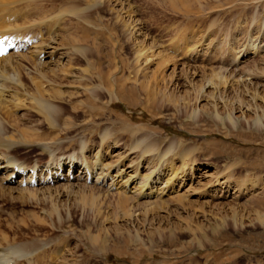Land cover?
<instances>
[{
  "label": "rangeland",
  "instance_id": "rangeland-1",
  "mask_svg": "<svg viewBox=\"0 0 264 264\" xmlns=\"http://www.w3.org/2000/svg\"><path fill=\"white\" fill-rule=\"evenodd\" d=\"M46 2L48 8L58 10L66 7L67 4V0ZM127 2L135 11L136 20L141 22V26L143 25L144 36L140 41L143 40L148 44L153 42L159 47L158 50L157 48L149 50L143 56L136 55L134 49L126 43L125 47L124 45L120 47V44L116 47V52L122 48L120 55L126 57L128 61L126 64L130 65L129 69H125L122 68V64H119L122 69L115 72L118 73L116 76L129 79L130 85L137 86L135 95L131 97L129 94L132 104L125 100V98L128 99L126 93L120 94L121 98L113 95L116 101L118 99L117 102L112 99V94L110 98H105V102L110 101L108 111H111V115L109 113L105 120L106 123L105 121L101 123L96 130L82 125L87 121L84 119L82 110H73L74 104L65 105L66 111L63 117L65 120H70L71 127L76 124L80 136L90 134L89 148L95 150L94 146H101L104 140L103 150L110 162L122 163L128 167L131 160H135L140 155L143 157L140 160L141 167L144 166V169H140L139 172L142 177L147 176L146 164L152 159L158 160L160 167L162 166L164 170L172 163L174 168L179 170L178 173L173 175L167 167L169 176L165 174L163 182H167L171 174L170 178L173 180L168 185L164 183L160 187L165 188L163 194L156 193L155 199L154 197L148 199L147 196H142L143 194L134 199L137 200L136 203L149 202V200L153 202L156 200V203H159L158 205L152 204L145 209L143 207V210L137 211L132 216V221L125 217V219L121 218L124 220L108 222L102 217L97 219L95 215H90L79 208L69 211L62 210L59 219H56L58 215L50 218L43 213L45 208L48 209L49 204L44 206L46 203L25 198L0 203L2 207L0 211L1 230L8 233L12 246L24 242L27 244L40 243L43 246L42 250L45 249V254L42 255H47V258L43 256L40 264H62L63 262L74 264L73 261L75 264H195L191 259H197L198 264H223L227 257L236 255V252L234 253L236 250L237 252L241 250L238 253L243 254H241L243 259L239 261L240 264H264V170L255 168L256 171L251 172L249 168L245 169V165L261 166L260 158L264 153V127L259 129L255 126L257 121L247 120L249 113L247 114L246 110L254 111L252 107L250 109L246 106L242 110L235 111L238 105L235 96L238 95V91L240 94L245 83L248 84L254 80L249 76L250 73L241 69L248 67L251 71H256L259 67L264 68V0H253V4L243 0H182V2L181 0H127ZM259 2L261 5H257ZM91 3L88 11L91 18L88 17L87 21L92 24L83 21L82 27L77 29L78 32L75 31L74 37L81 42L85 38L90 41V39L94 40L92 37H97L101 33L104 40H108L109 43L111 41V43L104 45L102 42L103 59L97 50L92 49L91 44L78 43L81 47L89 45L91 47L89 51L78 57L80 66L75 68L78 72L80 71L79 73L89 77H92L91 68H89L91 62V65L98 67L102 63L104 66L113 65L112 61L115 57L118 60V57L114 55L113 40L115 38L118 40L116 36L121 33L117 27L112 25L115 22L114 15L117 11L113 4L110 2L109 7L95 8L101 3L93 6V0H80L83 6L88 7ZM256 15H259L257 20ZM65 25L66 23H63L60 26V33L64 31ZM42 35H45L44 32ZM72 37L65 36L63 41L68 44ZM101 41L98 40V43L101 44ZM254 42L258 48L260 47L257 48L258 50L256 48L253 50ZM105 55L108 60L104 58ZM171 56L174 61L166 63V58ZM98 57L100 60L96 61ZM220 69L241 73L238 72L239 77L230 78L227 85L212 84L207 86L205 91L208 95L213 91L216 94L217 91L229 90L230 98L225 94L222 98L219 93L213 101L208 95L206 100L196 102L194 91L199 84H202L200 81L210 78ZM144 78H147V84L151 85L147 91L146 88L141 87V83L146 81ZM176 78L182 80L179 89H177L178 84L175 87ZM154 79H158V87ZM262 79L264 77L254 81L264 84ZM94 84H99V82L96 81ZM177 90L181 92V95L191 98L192 101L187 110L179 109L176 104L169 101L170 94L177 95ZM253 94L254 92L248 93L246 98H250ZM256 100H252V103L257 102L264 106V97L257 96ZM214 105L215 109L225 114L224 118L216 117V122H213L212 114H202L210 107L214 108ZM232 109L234 112L231 117L228 112ZM200 114L207 118L200 119ZM261 114L259 113L260 116ZM14 115L20 120L23 119L24 122L21 121L23 125L31 123L29 125L37 126L40 136H43L41 139L39 137L35 144L31 145L29 142L30 145H21L16 152L13 151L18 161L21 160L23 163L25 160L29 165L32 163L48 164L50 159L39 149V146L53 139L56 143L54 144L53 141V145L49 146L55 153L64 152L62 154L67 156L73 153L80 154L77 152L80 138L73 129L69 135L59 137L58 129L51 127L53 125L46 119L47 115L45 118L30 107H25L22 111L16 110ZM251 117L255 119L256 115L253 114ZM229 118L237 119V122L238 118L241 119L237 125H233ZM100 126H107L111 129V134L103 136V140ZM250 130L256 133H251ZM19 138L16 137L17 140ZM144 139L147 145H159L158 151L160 152L152 150L150 157L149 154H144L142 150L145 144L141 145L143 146L140 147L141 149L137 148V141ZM115 143H118L117 146L114 145L118 149L112 148ZM173 144L175 145L174 152L169 153L165 159H160L163 152ZM108 146L111 147L109 150ZM214 147L221 153L220 151L217 153ZM188 148H193V151L190 156H186L189 158L183 164L182 157ZM121 151L126 153L120 156ZM8 154L11 155V153ZM166 159L168 162H165ZM67 173L66 169L65 174ZM129 175H132V168L125 169L120 177L115 179L116 183H119L113 187L117 190H115L118 193L117 197L125 191L126 196L133 195L135 191L133 187L138 183L128 184L126 190L121 188ZM121 180L122 183H120ZM145 191V194L150 192L148 188ZM110 201L117 202V198L110 199ZM134 205L135 203L132 207ZM153 207L156 209L158 207V212L149 215L148 211ZM113 209L112 212H114ZM123 213L124 209L120 211V215ZM153 218L156 221L154 227L166 230L170 241L166 239L163 241L159 234L155 237L144 234V231L151 227L144 226L142 221ZM12 221L14 224L11 223ZM128 221H135L137 228L129 226ZM197 224L205 225L208 235L203 234L200 237L193 235L191 228H195ZM88 230L97 238L96 241L93 242L90 235L88 237ZM137 230H139V238L142 242L138 239L133 240ZM138 243L141 248L139 251ZM175 249L179 253L175 252ZM72 253L74 255H70ZM217 255L222 256L221 260L213 263ZM136 258L139 259L135 260Z\"/></svg>",
  "mask_w": 264,
  "mask_h": 264
},
{
  "label": "bare ground",
  "instance_id": "bare-ground-1",
  "mask_svg": "<svg viewBox=\"0 0 264 264\" xmlns=\"http://www.w3.org/2000/svg\"><path fill=\"white\" fill-rule=\"evenodd\" d=\"M46 1L48 0H0V40L11 41L12 44H17V48L13 52H11L9 55L0 58V203L2 201L7 200L13 202L16 200L30 198L31 200H39L40 202L46 203L44 206L49 204L51 207L49 206L48 209L43 208V213L44 215L49 216L50 218H53V215H58V218L56 219H59V217H61L62 210L69 211L71 209L79 208L84 212H88L90 215H95L97 219L99 217H102L105 219H103L104 221L108 222L113 220H120L121 218L125 219V217L129 218L127 220L132 221V216L137 211L143 210V207L145 209L149 206H152V204L158 205L159 203H156V200L155 202H153L152 200L151 202L149 200V202L144 201L141 203H136L137 200L135 201L134 199L142 194V196H147L148 199H153V197L155 199L156 193L159 194L161 192V194H163L165 192V188L163 187L164 189H162L160 187L164 183L168 185L169 182L173 180V178H170L172 177V174H177L179 170L175 169L171 163L170 167H167L170 168L169 171H172V174L167 179V182H163V177H165V174H167V167L166 170H164V168L162 169V166L160 167L159 165L160 162L158 163V160L156 159H152L151 162L148 161V163L146 164L147 166L145 165L147 172V176L145 177H142V175L140 176L141 173L139 174L140 169H144V166L141 167L140 160H142L143 157L141 156V158L140 155L135 160H131L130 164L127 165L128 167H126V165L122 163L117 162L118 164H116L110 162L108 157L106 156V153L104 152L105 150H103L105 146L103 139L105 136H109L111 134V129L107 126H100L101 137L104 136L102 138L103 143L101 146H94L96 148L94 150V148L88 147L90 143V134L80 136L76 124L72 123L74 124V126L71 127L70 120H65L63 115L66 111L65 105L70 106L74 104L75 107L73 106V110H82L84 119L87 121L86 124L82 125H84L86 128L90 126L91 128H93V130H96L98 126L107 119V115H109V113L111 112L110 110L108 111L110 101L108 103L105 102V98L109 97L111 94L112 99H114L113 95L121 98L120 94L126 93L128 99L125 98V100L132 104L129 94L130 96L135 95V90L137 89V86L130 85V83L128 82L129 79L118 78L116 76V74L118 73L115 72H117L118 70H121L122 68H130V65H127L128 61L127 59H125L126 57L124 58L120 55V51L122 48L119 50V52H116V47L119 44L121 47L126 43L128 46H131V48L134 49L136 55L143 56L146 55L149 50H153V48L154 50L155 48H157L158 50V44L153 42L152 44H148L143 40L140 41V39H142V36H144V33L142 31L143 25L141 26V22L136 20L134 16L135 11L132 10V6H129V2H127V0H93V6L97 3H101V5L95 6V8L102 6L109 7L110 2L113 4L114 9H117V11L116 15H114L115 22L112 25L117 27V29L120 30L121 33L116 36L118 40H116L115 37L114 38L116 41L113 40L115 43H113V45H115L114 55L118 57V60L115 57V59H113L112 61L113 65H107L104 63L105 65H107L104 66L103 63L100 65L98 63V67H94V65H91V62L90 66H88L89 68H91L92 77L86 76L85 74L79 73L80 71L78 72V70L75 69L77 66H80L78 57H81V54H84V52L89 51L92 47V49L97 50L98 54H100L102 58V44L104 43V45H108L111 43V41L109 43L108 40H104L105 38H103L102 34L99 33L98 36L96 35L97 37H92L94 40H91V37H89L90 41L87 38L82 41L85 42V44H91V47L89 44V46L81 47L78 44L81 41L74 37L75 31L80 28L83 21L86 23L87 18H91V16H89L88 14V11L90 10L89 6H91L92 3L90 5L87 4V7L80 4V0H67L66 7L58 10L54 8H48L46 5ZM243 1L250 2L253 4V0ZM257 5H261V3L259 2L257 3ZM124 16L125 18H127V20L124 18ZM258 17L259 15H256L255 19L257 20ZM63 23H66L65 29L60 33V26ZM43 32L45 35H42ZM86 32L88 33L89 31ZM259 33H261V31H259ZM87 35L89 36V34ZM87 35L85 37H87ZM62 36H70L72 38L70 39L69 43L66 44L63 41L64 37ZM257 36L259 37V34ZM58 37H60V39ZM98 40L101 41V44L98 43ZM255 43L256 42L252 44V46H254L253 50H255V48L256 50H258L260 47L258 48ZM123 47H125V45ZM106 57L107 56L105 55L104 58ZM109 57H111V55ZM98 58L96 59V61L100 60V57ZM166 59V63L174 61L172 56L167 57ZM119 64H122L123 67L121 68ZM241 70H245L246 72L250 73L249 76L253 77L254 80H259L260 78L264 77V68L261 67L257 68L256 71H251V68L249 69L248 67H245V69L243 68ZM238 72L220 69V71H217V73L212 75L210 78L208 77L205 78V80L200 81L202 82V84H199L194 91L196 95V102H202L206 100V98H208V95H210L211 100L213 101L217 98L219 93V96H221L222 98L224 97V94L226 97L230 98L231 92L229 90H226L224 92L217 91L216 94L213 91L208 93V95L207 91L205 90L207 86L212 84H215L217 86L227 85L230 78L234 79L237 76L239 77L240 74H238ZM145 80V82L141 83V87L142 89L146 88L147 91L151 86V77L150 84H147V78ZM254 80H252V82L248 84L245 83L244 88L243 90H241L240 94L238 91V95L235 96V100L238 102L235 111L242 110L246 106L248 108L252 107L254 111H251L249 109L246 110L247 114L249 113V117H247V120L257 121L255 123V126L260 129L264 127V106L261 103L256 102L255 104H253L252 102L257 99V96H262V98L264 97V84L259 81L256 82ZM96 81L99 82V84H94ZM181 81L180 79L176 78L175 87L178 84L177 89H179ZM154 82L157 83L156 87H158V79H154ZM181 87H183V85ZM250 92H254V94L250 97L251 100L250 98H246V95H248V93ZM179 93L180 95H178ZM115 98L117 99V97ZM169 101L176 104L179 109L187 110L190 107V102L192 100L189 96L181 95V92L177 90V95L173 93L170 94ZM112 106H114V104ZM25 107H30L37 113L39 112L40 114H42L41 116H45V118L47 115L46 119L49 123H52L53 125L51 127H54V129H58L59 137L63 135H69L70 131H72L71 129L76 131L80 138L78 142L77 151L80 152V154L73 153L67 156L66 154H62L64 152L55 153L53 150H51L49 146L53 145V141L54 144L56 143L55 139H53L47 142L46 144L43 143L39 146V149L44 154L48 155L47 157L50 159V161L48 160L49 162L47 163L49 165H39V163H32L29 165L26 164L25 160H23V163L21 160L18 161L13 151L16 152V150L21 145H33L37 142L39 137L40 139L43 137L40 136L41 134L37 126L29 125L31 123L23 125V123H21L23 119L20 120L14 115L16 110L22 111ZM255 109H257V111ZM206 111L207 112H202V114H212L211 118L213 119V122L217 121H215L216 117L220 118L222 116L224 118L225 116L224 113H221L219 110L215 109V105L214 108L210 107V109H207ZM233 112L234 109H232V111L228 113L231 116ZM259 113H262V121ZM195 114L197 115L198 112ZM253 114L256 115L255 119H252L251 117V115ZM204 118L206 119L207 117L201 116L200 114V119ZM229 119L233 122V125H237L239 119L241 118H238V122L236 121L237 119ZM40 124H42V122ZM249 132L256 133L254 130H250ZM17 136L18 138L20 137L19 140L16 139ZM145 139L137 141V148L139 149L140 147L144 146V149L142 150L143 153L146 155L149 154L150 157L152 154L150 153V151H158L160 146L157 144L147 145V141ZM38 142H40V140ZM117 144L118 143L113 144L112 148L118 149L114 147V145L117 146ZM142 144H145L146 146H141ZM215 147L213 149H216ZM107 148L109 150L111 147L108 146ZM174 149V144L169 146V148H167L166 151L163 152L164 154L160 157V159H165L169 153L172 154L171 152H174ZM51 151H53L54 153ZM192 151L193 148H188V150L184 152V155L182 157L183 164L187 162L186 159L189 157L186 156H190L192 154ZM218 151L220 150H217V153ZM8 153H11V155ZM125 153L122 152L119 154L120 156H122ZM213 153L215 154L216 152ZM260 159L261 166L253 167L250 165H245V169L249 168L251 172L256 171L255 168L264 170V153ZM156 161L157 163H155ZM166 161L167 159L165 160V162ZM130 168H132V175H129L128 179L124 183H122V180L120 181V183H122L121 188L123 190H126L128 184L131 185L138 183L133 187V189L135 188L136 192L133 191L134 193L132 196H126L125 191L123 192V194L120 193L117 197L118 193L115 192L116 188L113 187L117 186V184L119 183H116L115 179L117 177L119 178L120 174L124 172L125 169ZM66 169L68 170L67 174H65ZM114 173L115 175H113ZM167 175L169 176V174ZM146 188H148V191H150L147 194H145ZM155 189L156 192L154 193ZM113 198H117V202L113 203L112 201H110V199ZM134 203L135 205L132 207ZM112 208H114V212H112ZM1 209L2 207L0 205V211ZM123 209L124 213L120 215V211ZM157 209L155 207L150 209L148 211V213H150L149 215L158 212ZM66 214H68V212ZM11 223L14 224L13 221ZM129 223L130 224L128 225L132 228H137L135 221ZM154 223H156L154 218L152 220L145 219L142 221V224L144 226H149L152 229V231H149L151 229H146L144 231V234L152 237H155L159 234L163 241L164 239L170 241L171 239H169V236H167L168 234L166 230L160 229V227L155 228ZM206 228L207 227L205 225L197 224L195 228H191V231L193 230V235H199L198 237H200V235L207 234L208 231H206ZM169 233L171 234L172 232L170 231ZM87 234L88 237L90 235V239L93 242L96 241L97 238L93 236L89 232V230ZM134 239H138L140 240V242H142V239L139 238V230L136 231V236L133 237V240ZM139 243L138 251L141 250V248H139ZM15 246H12V244L10 243L8 233L2 231L0 228V264H40L44 256L42 254H45V249L42 250L43 246L40 243L27 244L24 242ZM175 252H178V250L175 249ZM235 252L236 255L233 254L231 257H227L225 262L223 261V264H240L239 261L243 258L241 257L242 253L238 252H241V250H239L238 252L236 250L234 251V253ZM70 255H74V253ZM141 255L145 257L144 254L141 253ZM44 257L47 258V255ZM215 258L216 259L213 261V263L215 261L221 260L222 256L217 255ZM138 259L139 258H136L135 260ZM191 260H193L195 264H198L197 259ZM73 262L75 264V261ZM62 264L65 263L63 262Z\"/></svg>",
  "mask_w": 264,
  "mask_h": 264
}]
</instances>
